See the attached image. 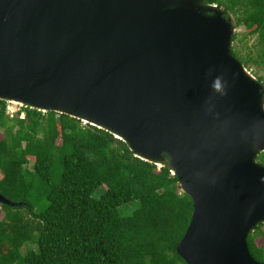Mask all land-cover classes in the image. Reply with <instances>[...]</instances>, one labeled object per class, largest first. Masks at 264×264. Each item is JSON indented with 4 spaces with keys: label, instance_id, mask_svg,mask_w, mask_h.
<instances>
[{
    "label": "water",
    "instance_id": "water-1",
    "mask_svg": "<svg viewBox=\"0 0 264 264\" xmlns=\"http://www.w3.org/2000/svg\"><path fill=\"white\" fill-rule=\"evenodd\" d=\"M235 32L204 0H0V100L167 166L193 202L186 264H264L246 240L264 221V85L233 54Z\"/></svg>",
    "mask_w": 264,
    "mask_h": 264
},
{
    "label": "trees",
    "instance_id": "trees-1",
    "mask_svg": "<svg viewBox=\"0 0 264 264\" xmlns=\"http://www.w3.org/2000/svg\"><path fill=\"white\" fill-rule=\"evenodd\" d=\"M204 1L256 37L245 55L232 52L251 73L264 72V0ZM6 106L0 100V194L17 204H0V264H186L176 247L193 202L167 166L69 115L25 106L10 117ZM257 159L264 165V151ZM257 237L264 221L246 239L264 262ZM26 244L35 248L23 254Z\"/></svg>",
    "mask_w": 264,
    "mask_h": 264
},
{
    "label": "rangeland",
    "instance_id": "rangeland-1",
    "mask_svg": "<svg viewBox=\"0 0 264 264\" xmlns=\"http://www.w3.org/2000/svg\"><path fill=\"white\" fill-rule=\"evenodd\" d=\"M231 16V15H230ZM231 19L233 21V18L231 16ZM245 31V29L243 27H238L236 28V35H237V38L235 39V41L232 42V48H235L237 50H239L242 54H246L249 52V50H251V47L255 44L256 42V37L253 36V37H245L243 35V32ZM252 70V69H251ZM253 75H255L254 73H252ZM257 75H255L256 77L257 76H262L264 77V72L261 71V72H257L256 73ZM7 102V101H6ZM7 106H11V108H13L15 111L18 112V110L21 108L20 105H16V104H13V103H9L7 102ZM7 108V107H6ZM23 113H21V116H22ZM2 136V130H0V137ZM258 160V159H257ZM0 217H1V214H0ZM256 243L257 245H262L264 243V240L262 237H257L256 239ZM26 247V248H25ZM25 247L22 249V253L25 254L26 253V250L29 248H35V245L34 244H26Z\"/></svg>",
    "mask_w": 264,
    "mask_h": 264
},
{
    "label": "built area",
    "instance_id": "built-area-1",
    "mask_svg": "<svg viewBox=\"0 0 264 264\" xmlns=\"http://www.w3.org/2000/svg\"><path fill=\"white\" fill-rule=\"evenodd\" d=\"M6 107H7L6 108V114L9 115L10 117H13L17 113V111H15L13 108H11V106H6ZM20 109L18 111H20ZM21 113H23V112H21ZM20 117H24V113Z\"/></svg>",
    "mask_w": 264,
    "mask_h": 264
},
{
    "label": "clouds",
    "instance_id": "clouds-1",
    "mask_svg": "<svg viewBox=\"0 0 264 264\" xmlns=\"http://www.w3.org/2000/svg\"><path fill=\"white\" fill-rule=\"evenodd\" d=\"M214 86H215L216 88H219V87H220V84H219V81H218V80L214 83Z\"/></svg>",
    "mask_w": 264,
    "mask_h": 264
}]
</instances>
